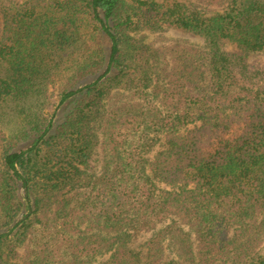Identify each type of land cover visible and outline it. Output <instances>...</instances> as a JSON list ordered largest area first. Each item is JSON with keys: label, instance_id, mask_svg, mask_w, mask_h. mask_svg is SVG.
I'll return each instance as SVG.
<instances>
[{"label": "trees", "instance_id": "trees-1", "mask_svg": "<svg viewBox=\"0 0 264 264\" xmlns=\"http://www.w3.org/2000/svg\"><path fill=\"white\" fill-rule=\"evenodd\" d=\"M0 14V106L22 115L0 153V264L24 242L25 264H264V64L247 60L264 53V0H0ZM163 28L204 47L136 36ZM149 232L143 261L129 243Z\"/></svg>", "mask_w": 264, "mask_h": 264}, {"label": "rangeland", "instance_id": "rangeland-1", "mask_svg": "<svg viewBox=\"0 0 264 264\" xmlns=\"http://www.w3.org/2000/svg\"><path fill=\"white\" fill-rule=\"evenodd\" d=\"M2 28L3 19L2 15L0 14V38L2 34ZM136 36L143 38L144 43L152 46L153 48H170L172 46H175L176 44H182L183 47L190 48V50L192 48L201 50V48L204 47V41L203 39H201V37L173 28H163L157 31L143 30ZM234 47L235 46L232 44H228L225 46L226 50L228 51L234 50ZM247 60L250 63L264 64V53H249L247 54ZM51 90L52 86H49L48 92L51 93ZM51 100L55 101V97L52 96L50 98V103L52 102ZM56 100H58V98H56ZM122 101H124L123 96H114L113 100L110 103L112 107L121 106L124 103ZM7 102L8 104H6L5 106H0V153L1 148L4 144V136L10 137L12 134H15L19 131L17 130L18 127L21 128V108H18V105L15 101L8 100ZM23 104L24 103H20V107L23 106ZM46 112L51 113L52 111L46 110ZM59 117H61V115H59ZM192 127V125H189L183 128L181 132H185L187 129H190ZM93 131L95 132L97 138L94 139L95 145L93 147V152L89 161V172L97 175L101 171L103 156H105V150H107V147L104 144L105 141L103 138L102 130L99 126V122L94 125ZM148 138V144H151V147L145 153V157L151 160L160 150L163 149V134L155 135L154 133H150ZM20 145L25 146L26 143H20L19 146ZM0 215H2L1 208ZM185 231H187V229H185ZM152 234V232L136 234L130 240L129 246L135 252L139 253L143 261L146 260L145 257L147 256L148 252V241L152 237ZM189 241L191 243V250L193 252L196 251V249L194 248V236L191 234L189 235ZM164 244L166 245V242ZM8 245L13 246L14 249L10 252L8 251L7 247L3 248V258L6 264H25L27 258L32 255V247L26 246L25 242L19 243L17 245H15L14 243H9ZM177 249L178 248H176L175 246H171L170 248L165 249L163 252V261L166 262L170 258L176 259ZM108 254L109 253L101 254L96 258L93 264H106ZM259 254L264 256V242L259 249ZM177 260H183L184 262L180 261L182 264H191L187 258L185 259V257H183L182 259L179 258Z\"/></svg>", "mask_w": 264, "mask_h": 264}]
</instances>
